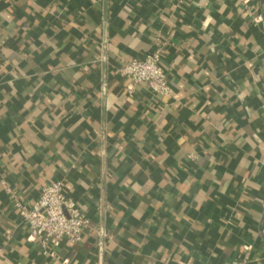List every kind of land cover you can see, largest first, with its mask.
<instances>
[{
  "label": "crops",
  "instance_id": "obj_1",
  "mask_svg": "<svg viewBox=\"0 0 264 264\" xmlns=\"http://www.w3.org/2000/svg\"><path fill=\"white\" fill-rule=\"evenodd\" d=\"M158 48L175 96L129 94ZM55 181L90 224L52 259L16 203ZM0 251L264 264V0H0Z\"/></svg>",
  "mask_w": 264,
  "mask_h": 264
},
{
  "label": "built area",
  "instance_id": "obj_2",
  "mask_svg": "<svg viewBox=\"0 0 264 264\" xmlns=\"http://www.w3.org/2000/svg\"><path fill=\"white\" fill-rule=\"evenodd\" d=\"M258 21H262L261 18ZM161 48L142 59L128 61L122 75L128 81V92L133 94L139 86H146L155 96L174 97L167 73L162 64ZM8 193L11 190L7 189ZM22 220L30 230V239L37 243L46 257L55 259L57 250L66 239L80 243L90 220L82 212L79 205L65 193L62 181H55L45 186L31 208L16 203ZM107 237L105 230H100L101 247ZM1 257V251H0ZM102 258V255H100ZM232 264H247L246 261H233Z\"/></svg>",
  "mask_w": 264,
  "mask_h": 264
}]
</instances>
